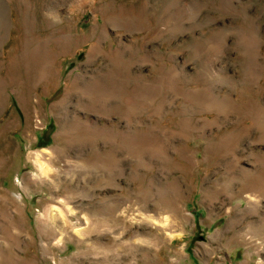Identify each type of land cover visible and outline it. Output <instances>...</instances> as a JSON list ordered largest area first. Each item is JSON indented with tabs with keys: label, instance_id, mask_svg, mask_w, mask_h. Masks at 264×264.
<instances>
[{
	"label": "rangeland",
	"instance_id": "obj_1",
	"mask_svg": "<svg viewBox=\"0 0 264 264\" xmlns=\"http://www.w3.org/2000/svg\"><path fill=\"white\" fill-rule=\"evenodd\" d=\"M0 264H264V0H0Z\"/></svg>",
	"mask_w": 264,
	"mask_h": 264
}]
</instances>
